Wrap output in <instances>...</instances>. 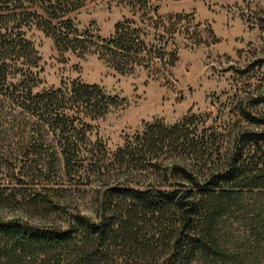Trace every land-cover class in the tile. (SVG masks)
I'll return each mask as SVG.
<instances>
[{
  "label": "trees",
  "instance_id": "16d2710c",
  "mask_svg": "<svg viewBox=\"0 0 264 264\" xmlns=\"http://www.w3.org/2000/svg\"><path fill=\"white\" fill-rule=\"evenodd\" d=\"M123 1L138 6L142 24L124 18L103 37L78 27L73 0H0V130L30 129L8 173L20 185L0 186V264H264V202L246 200L264 191V129L225 135L194 113L172 125L156 118L112 152L91 139V122L124 98L82 79L34 91L42 57L26 36L33 25L59 52L97 54L122 75L144 68L159 77L175 67L174 39L189 16H162V0ZM0 158L8 168L3 146ZM61 175L90 187L94 216L71 203ZM238 213L241 239L225 231Z\"/></svg>",
  "mask_w": 264,
  "mask_h": 264
},
{
  "label": "rangeland",
  "instance_id": "374dc122",
  "mask_svg": "<svg viewBox=\"0 0 264 264\" xmlns=\"http://www.w3.org/2000/svg\"><path fill=\"white\" fill-rule=\"evenodd\" d=\"M47 4L48 0H39ZM80 7L70 16L80 29H91L103 37L114 32L115 24L124 18H134L141 25V11L123 0H73ZM39 11L43 13L42 8ZM136 12V14H134ZM188 15L183 33L176 34L175 43L180 59L172 69L157 77L149 70L138 68L133 74L122 75L112 69L97 54L79 56L71 51L61 53L53 39L35 25L26 27V36L40 56L41 63L34 71L39 75L40 92L57 87L63 80L82 79L98 83L111 95L124 98L119 107L112 108L104 117L92 121L93 141L102 139L110 151L124 145L127 136L142 132L145 122L156 118L172 125L187 114H196L201 127H211L225 135L233 129H264V0H162L159 14ZM144 25V24H143ZM187 26V28H185ZM147 41H152L155 30L145 28ZM213 30V33L211 32ZM218 42L210 45L193 44L202 37ZM173 41V40H172ZM171 41V43H172ZM173 46V44H171ZM245 109L258 119L244 120ZM30 129L9 127L0 130V146L10 156L4 165L0 158V186L20 185L19 177H9L16 157L24 151ZM51 139V138H49ZM17 176V175H16ZM38 186L43 184L37 178ZM31 179V181H33ZM65 194L74 206L95 215L91 207L90 187L77 181L58 178ZM250 203L264 202V191L247 194ZM1 213L13 215L8 209ZM58 223L57 220H54ZM225 231L234 237H244L246 226L238 213L228 220Z\"/></svg>",
  "mask_w": 264,
  "mask_h": 264
}]
</instances>
